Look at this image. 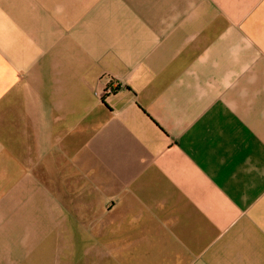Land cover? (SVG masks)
Segmentation results:
<instances>
[{"label": "crops", "instance_id": "obj_1", "mask_svg": "<svg viewBox=\"0 0 264 264\" xmlns=\"http://www.w3.org/2000/svg\"><path fill=\"white\" fill-rule=\"evenodd\" d=\"M30 211L81 264H264V0H0V264Z\"/></svg>", "mask_w": 264, "mask_h": 264}, {"label": "rangeland", "instance_id": "obj_2", "mask_svg": "<svg viewBox=\"0 0 264 264\" xmlns=\"http://www.w3.org/2000/svg\"><path fill=\"white\" fill-rule=\"evenodd\" d=\"M33 200L32 195H27L24 197V202L30 203ZM41 202L49 203L50 199L48 195L41 196ZM54 213V212H52ZM59 218H63L65 215L64 211L55 212ZM48 213H45L41 216H37L33 212H25L23 217H15L14 228L10 232V239L16 238V226L17 224L21 226L23 220V242H19V253L23 254L24 261L23 264H81V255H82V244L83 236L76 235L74 236L75 247L73 249L72 260L64 257V241H62V246H58L57 250L55 249L53 241L50 239L48 234ZM73 237V238H74ZM82 238V239H81ZM68 247V242L66 246ZM17 253V243L10 241L9 244V264H17L15 255ZM59 253L63 255L61 261L55 262L54 258L59 259Z\"/></svg>", "mask_w": 264, "mask_h": 264}, {"label": "built area", "instance_id": "obj_3", "mask_svg": "<svg viewBox=\"0 0 264 264\" xmlns=\"http://www.w3.org/2000/svg\"><path fill=\"white\" fill-rule=\"evenodd\" d=\"M103 77L107 79V83L102 91V95L103 97H107L114 94L119 89L120 84L109 74H105Z\"/></svg>", "mask_w": 264, "mask_h": 264}]
</instances>
